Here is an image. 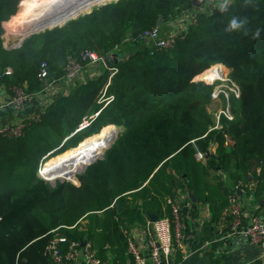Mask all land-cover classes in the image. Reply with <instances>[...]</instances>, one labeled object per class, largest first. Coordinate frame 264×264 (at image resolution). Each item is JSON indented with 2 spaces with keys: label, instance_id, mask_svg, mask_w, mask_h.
Wrapping results in <instances>:
<instances>
[{
  "label": "trees",
  "instance_id": "16d2710c",
  "mask_svg": "<svg viewBox=\"0 0 264 264\" xmlns=\"http://www.w3.org/2000/svg\"><path fill=\"white\" fill-rule=\"evenodd\" d=\"M26 1L11 10L16 0H0V96L4 90L12 94L14 86L30 95L41 92L47 85L38 79L42 63L52 78H64L69 58L81 60L86 50L107 58L119 47L118 54L129 58L115 65L112 77L104 70L55 99L38 121L25 123L21 136L0 134V264H52L47 248L57 236L68 240L62 249L87 240L98 258L129 264L123 230L145 223L147 210L171 218L168 200L179 191H195L206 203L211 171L246 184L260 169L256 194H263L264 0H233L226 10L200 13L171 49L153 54L126 40L161 28L160 20L188 15L194 0L114 1L8 49L1 22H11ZM233 17L246 21L241 30H227ZM221 63L231 70L240 96L230 100L233 119L222 117V128L211 130L207 106L213 89L193 80ZM7 68L11 75H4ZM85 120L90 124L82 127ZM109 125L121 129L117 140L103 160L77 180L67 179L78 184L53 186L38 174L43 160L77 148ZM212 146L205 163L196 159ZM216 179L223 212L230 209L232 191Z\"/></svg>",
  "mask_w": 264,
  "mask_h": 264
},
{
  "label": "crops",
  "instance_id": "0c3cea01",
  "mask_svg": "<svg viewBox=\"0 0 264 264\" xmlns=\"http://www.w3.org/2000/svg\"><path fill=\"white\" fill-rule=\"evenodd\" d=\"M29 1L27 0L22 5L18 13ZM8 22L4 23L5 30ZM6 35L9 36L8 33ZM104 70L101 67L99 69H86L77 80L51 78L45 89L32 94L23 105L13 104V95L4 90L0 96V130L6 126L33 121L35 116L44 114L55 99L69 96L78 85L97 78ZM215 149V146H212V149L209 148L207 152L210 154L209 157ZM207 153H205L203 163L209 158H206ZM259 173L260 169H257L249 175L246 184H236L228 173L219 170L217 173L211 171L208 181L209 189L204 188L205 196L210 197L206 203L199 201L195 191L192 190L183 193L185 199L179 198L180 191L177 197L171 196L169 200H176L180 205L184 237L182 246L176 247L163 264H260L259 259L264 253V247L251 244L246 237L240 234L231 235L232 218L229 210L218 211V205L223 201L224 193L217 186L218 180L216 179L219 177L230 191H235L240 197L243 205L241 227H244L254 219H264V192L263 194H256ZM190 192L194 194L197 200L195 206L189 199ZM202 192L203 188L200 190V193ZM156 214L157 212L147 210L145 223H135L123 230V233L128 231L144 256H148L149 231L153 224V215ZM227 218H230L231 222ZM129 264H134L133 259Z\"/></svg>",
  "mask_w": 264,
  "mask_h": 264
},
{
  "label": "built area",
  "instance_id": "2783aa9c",
  "mask_svg": "<svg viewBox=\"0 0 264 264\" xmlns=\"http://www.w3.org/2000/svg\"><path fill=\"white\" fill-rule=\"evenodd\" d=\"M205 1L208 0H194L192 2V10L186 15L187 24L183 26V32L176 35H171L170 37H164L161 33L159 26H156L150 30H146L136 36L128 38L126 41L131 42L133 44H142L147 47L151 54L163 50L171 49L177 39L184 36V33L187 30L188 24L190 22L195 21V18L198 14L208 13L211 14L215 10H221L219 7L211 6L212 8L208 10L200 9ZM216 0H211L214 2ZM226 1V0H224ZM118 51H120L119 47H116L113 53L110 54V57H115L118 55ZM106 58L100 56L94 50H86L81 60L70 57L67 65V75L64 77L67 80H77L83 74L86 69H99L104 68L105 70L110 72V77H112L117 69L115 66H108ZM12 70L7 68L4 72V75H11ZM49 73L46 63H42L39 73L38 79L43 82L49 81ZM13 104L23 105L25 104L29 98L30 94L26 92L24 87L14 86L12 88ZM218 93L213 94V98H217ZM240 96V88L238 89V94L236 97ZM224 115L226 119L232 120L233 116L230 112V104L227 103L226 110L220 113ZM97 115V114H96ZM42 114L35 116L32 120L38 121L41 118ZM220 118V115L218 119ZM89 121L85 120L82 124V127L88 126ZM26 126L25 123H20L17 125L6 126L2 130H0V134H4L10 137H19L22 135L23 129ZM222 126L220 121L217 125L211 128L213 129H221ZM196 159L200 162L205 160V154L203 152L198 151L196 153ZM40 175L43 176L42 172ZM77 180V178H76ZM64 180L63 182H65ZM52 182V181H51ZM53 186L56 185V181L52 182ZM62 182V181H60ZM74 184H78L77 182H73ZM181 193L179 195L180 199H185V195ZM230 209L229 214L232 218V234H240L246 237L251 244L260 245L264 247V219H254L252 222L244 227H241L242 222V202L240 197L236 192H232L229 196ZM172 217L171 218H161L157 219L156 222L152 224L150 229L147 248H148V256H144L139 250L137 244L130 237L128 231H124V234L128 240V252L132 256L134 264H163L164 260L172 253V251L176 247L182 246L183 242V224H182V214L180 210V205L176 200L168 201ZM0 218V222H1ZM87 241V240H86ZM68 240L65 237L57 236L54 240H52L47 248V252H49V256L51 257L52 264H109L107 261H104L96 256L94 251L91 249L90 243L87 241L86 246L83 248V256L80 255L81 250V242L74 241L69 243L66 249L60 248L61 244H67ZM260 264H264V253L259 259Z\"/></svg>",
  "mask_w": 264,
  "mask_h": 264
},
{
  "label": "bare ground",
  "instance_id": "6f19581e",
  "mask_svg": "<svg viewBox=\"0 0 264 264\" xmlns=\"http://www.w3.org/2000/svg\"><path fill=\"white\" fill-rule=\"evenodd\" d=\"M114 0H30L7 26L8 35L25 37L30 33L63 25L68 19L90 12L93 7ZM22 39V38H21ZM218 67L206 74L212 77ZM114 127L109 125L102 134L84 139L75 149L49 159L43 175L49 178H68L97 160L113 141ZM72 178V177H70ZM68 178V179H70ZM67 180V179H64Z\"/></svg>",
  "mask_w": 264,
  "mask_h": 264
},
{
  "label": "rangeland",
  "instance_id": "374dc122",
  "mask_svg": "<svg viewBox=\"0 0 264 264\" xmlns=\"http://www.w3.org/2000/svg\"><path fill=\"white\" fill-rule=\"evenodd\" d=\"M20 0H16V2L13 4V6H11V10H13L18 2ZM116 1V0H114ZM114 1H111V2H114ZM111 2H108L106 4H109ZM223 3H227V8L233 3V0H216L214 2H211V0H208V1H205L204 5L200 8V9H203L206 11L210 8H212L211 6H214V7H220L221 4ZM104 6V4L102 5H99V6H95L92 8V10L90 12H87V13H83L81 14L80 16H83V15H86V14H90L92 11H94L95 9H98L100 7ZM226 8V9H227ZM224 9V10H226ZM202 11H200L201 13ZM79 16V17H80ZM77 17V18H79ZM76 18V19H77ZM7 19V18H6ZM4 19L2 22H1V26H2V30H3V33H1V39H3L4 41V46L8 49H17L19 48V44L20 42L23 40V37H20V36H17V35H9L7 36L6 35V30H5V26H4V23H5V20ZM161 25V33L164 37H170L171 35H176V34H180L181 32H183V26L184 24H187V18L186 16H180L178 18H175L173 20H171V22L167 23H163L161 20L159 21ZM66 25V24H65ZM64 25V26H65ZM49 30V29H47ZM45 30V31H47ZM44 31V32H45ZM43 33V32H41ZM22 38V39H21ZM216 65H219L221 68H219V70H216L213 74L212 77H209L206 73L205 75L204 74H199L198 76H196L194 78L193 81H195L196 83L198 82H202L208 86H211L212 87V94H211V99H210V103L209 105L207 106V110L213 120V124L214 126L218 124V122L221 120L222 117H225L224 115H221L220 113L222 111H225L226 110V106H227V103L230 104V100L231 98L234 96L236 97L237 94H238V89L240 88L239 85L231 78V70L225 65V64H216ZM216 68V66L212 65L210 67L209 70H212ZM208 71V70H207ZM214 93H218L219 95H217V98H213V94ZM98 115V114H97ZM95 115V117L97 116ZM220 115V118L218 119ZM90 124V123H89ZM114 127L113 130H111V133L114 134V137H113V141L112 143L110 144V146L108 147L111 148L112 145H114L115 141L117 140L120 132H121V129L115 125H111ZM106 129V128H105ZM104 129V130H105ZM107 149V150H108ZM104 151V153L102 154L101 157H99L97 160L93 161L92 163H95L99 160H103L104 159V155L106 153V151ZM63 154V153H62ZM103 157V159H101ZM49 160H43L40 165H39V169H38V174L40 175V172H43V169L45 168L46 166V163L48 162ZM91 165V163L88 164V166ZM88 168V167H87ZM85 171L82 170L81 172L79 173H76V174H72L70 177L72 176H75V179L77 178L78 175H81L83 172ZM44 180H46L47 182H54V181H60L59 179H68V178H58L56 177L55 179L53 178H49V177H46V176H42L40 175ZM51 182V183H52ZM66 182H75V180L71 181V180H66ZM77 182V181H76Z\"/></svg>",
  "mask_w": 264,
  "mask_h": 264
},
{
  "label": "water",
  "instance_id": "95a60500",
  "mask_svg": "<svg viewBox=\"0 0 264 264\" xmlns=\"http://www.w3.org/2000/svg\"><path fill=\"white\" fill-rule=\"evenodd\" d=\"M116 1H118V0H116ZM105 5H107V4H104V6ZM79 17V16H78ZM77 17H75V18H71V19H68L63 25H61V26H55V27H53V28H50L49 30H52V29H54V28H61V27H63L65 24H67L68 22H70L71 20H75ZM158 24H160V22L158 23ZM45 30H47V29H44L43 31H36V32H34V33H30L29 35H26L24 38H23V40L20 42V44H19V46L20 45H22V43L26 40V39H28L29 37H31L32 35H36V34H40L41 32H44ZM129 58V55H116L115 57H107L106 59H105V61H106V63H107V65L110 67V66H115V65H117L119 62H121V61H124V60H126V59H128ZM48 78L49 79H51L52 78V75H49L48 76ZM209 153H207L206 154V158H208L209 157ZM101 159H103V157L101 158ZM91 164H93V163H91ZM88 167V166H87ZM87 167L85 168V170L87 169ZM60 181H64V180H62V179H59ZM189 199L192 201V203L194 204V206H195V204H197V200H196V198H195V196H194V194L192 193V192H190L189 193ZM112 203H115L114 201H112ZM116 207L118 208V211L120 212V211H122V206L119 204V203H117L116 204ZM157 219H158V216H157V214L156 215H153V219H152V222L154 223V222H156L157 221ZM86 243H87V241L86 240H83L82 242H81V250H80V255L81 256H83V248L86 246ZM47 255H49V252H47Z\"/></svg>",
  "mask_w": 264,
  "mask_h": 264
},
{
  "label": "clouds",
  "instance_id": "9594fccd",
  "mask_svg": "<svg viewBox=\"0 0 264 264\" xmlns=\"http://www.w3.org/2000/svg\"><path fill=\"white\" fill-rule=\"evenodd\" d=\"M221 10H224L227 8V3H223L220 5ZM246 21L244 19H239L237 17H233L229 24H228V31H233V30H241L244 25H245ZM255 35L258 37L260 35V30H257Z\"/></svg>",
  "mask_w": 264,
  "mask_h": 264
}]
</instances>
